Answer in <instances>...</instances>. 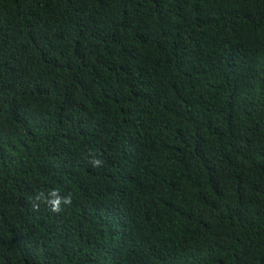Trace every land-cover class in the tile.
I'll list each match as a JSON object with an SVG mask.
<instances>
[{
  "label": "trees",
  "instance_id": "16d2710c",
  "mask_svg": "<svg viewBox=\"0 0 264 264\" xmlns=\"http://www.w3.org/2000/svg\"><path fill=\"white\" fill-rule=\"evenodd\" d=\"M0 264H264V0H0Z\"/></svg>",
  "mask_w": 264,
  "mask_h": 264
},
{
  "label": "clouds",
  "instance_id": "9594fccd",
  "mask_svg": "<svg viewBox=\"0 0 264 264\" xmlns=\"http://www.w3.org/2000/svg\"><path fill=\"white\" fill-rule=\"evenodd\" d=\"M90 163H92L93 166H100L102 164V160L93 158ZM36 200L46 203L53 213H59L62 210V204L70 205L72 202L70 194L62 197L60 196L58 189L51 190L47 197H45L44 193L41 192L37 195Z\"/></svg>",
  "mask_w": 264,
  "mask_h": 264
}]
</instances>
